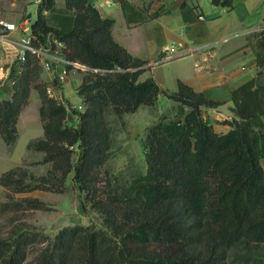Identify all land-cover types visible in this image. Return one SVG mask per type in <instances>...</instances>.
Segmentation results:
<instances>
[{
	"label": "trees",
	"instance_id": "obj_1",
	"mask_svg": "<svg viewBox=\"0 0 264 264\" xmlns=\"http://www.w3.org/2000/svg\"><path fill=\"white\" fill-rule=\"evenodd\" d=\"M54 1L41 0L37 6L30 23L33 44L43 43L51 32L65 42L67 59L107 70H86L76 88L85 106L71 110L77 123L69 125L67 102L49 96L47 84L38 80L42 66L37 55L27 51L23 63H11L13 90L0 99V135L8 147L15 143L19 112L36 87L43 135L26 146L42 151L40 161L51 165L45 174L29 175L28 181L26 170L16 165L1 172L0 184L13 191L59 192L72 172L85 199L103 213L105 228L62 226L34 255V264H219L231 253L241 264H262L257 256L264 254V29L254 43L256 75L232 88L234 115L224 120L230 128L219 132L202 110L221 101L180 79L174 91L160 88L151 76L139 80L147 61L113 38V17L103 15L90 0H64L65 11L54 13L58 24L53 25L43 10L53 12ZM118 1L128 23L170 9L160 4L147 14L148 4ZM211 2L232 6V0ZM160 93L178 102L177 113H162L146 126V169L116 188L111 175L101 170L111 145L104 111L111 107L117 114L131 112L154 103ZM21 200L28 207L44 206L37 197ZM35 236L18 230L0 238V264H24ZM151 242L176 248L153 255L146 250Z\"/></svg>",
	"mask_w": 264,
	"mask_h": 264
},
{
	"label": "crops",
	"instance_id": "obj_2",
	"mask_svg": "<svg viewBox=\"0 0 264 264\" xmlns=\"http://www.w3.org/2000/svg\"><path fill=\"white\" fill-rule=\"evenodd\" d=\"M90 1L103 15L114 18L113 38L133 56L147 61L139 80L151 76L160 88L168 91L176 90L179 79L184 81L195 90L202 91L207 98L221 101L216 106L203 107L202 116L216 131L225 132L230 128L224 120L234 115L231 90L256 75L254 43L257 33L264 29V0H232L231 7L213 4L211 0H185L184 5H179L182 0H153L150 3L148 0H129L136 6L148 2L150 9L160 4L170 8L134 23L127 22L118 0L102 6L98 5L102 0ZM28 3L29 0H0V15L16 24L14 29L0 25V99L10 97L13 90L8 78L9 67L16 59L21 37L28 32L18 23L28 25L32 21L30 12L27 13ZM199 13H203L205 19H199ZM170 46H175V51L171 57L163 58ZM79 69L72 67L61 83L52 80L54 73L45 69H42L41 77L47 84L55 86L63 100L82 105L81 95L76 90L82 80ZM31 94L32 89L28 99ZM36 99L38 113L40 100L38 96ZM38 118L23 128L16 122L18 136L11 149L0 136V174L25 157L30 139L43 135L39 114ZM74 119L77 120L76 114L68 109L66 121ZM262 120L264 123V113ZM34 152L39 157L43 155L42 151ZM261 163L264 168V156Z\"/></svg>",
	"mask_w": 264,
	"mask_h": 264
},
{
	"label": "rangeland",
	"instance_id": "obj_3",
	"mask_svg": "<svg viewBox=\"0 0 264 264\" xmlns=\"http://www.w3.org/2000/svg\"><path fill=\"white\" fill-rule=\"evenodd\" d=\"M151 1L153 0H148L149 3ZM148 2L146 4L149 6ZM37 5L38 3L35 0H29L27 5V13L30 12L32 20L36 17ZM54 5L53 12L44 9L43 14L50 24L57 25L58 22L54 13L65 11V3L64 0H55ZM154 8H148L146 13L152 12ZM79 70L82 71L83 77L86 71L81 68ZM53 79L55 78L52 77ZM38 80L46 83L41 77V73ZM31 89V97L21 107L16 120L21 128L26 123H33L34 118L39 119L36 96H38L40 102L41 97L36 87L32 86ZM64 102H67L70 111L72 109L83 110L85 106L83 104L79 108L77 104L68 100H64ZM177 105V101L160 93L154 103L140 104L136 110L131 112L117 114L111 107L105 109L104 116L110 129L111 145L109 157L102 165L101 170L103 172L107 171L111 175L112 186L118 188L125 185L137 173L145 171V149L143 147L145 128L162 113L175 116L178 110ZM67 123L75 125L77 120H68ZM26 151L25 157H22L16 165H21L26 170V181H28L30 180L29 175L39 176L45 174L51 164L50 162H41L42 157H39L34 152L35 150L27 148ZM71 176L72 172L65 179V189L59 192L39 188L13 191L10 187L0 184V238H7L18 230L36 233L35 240L27 246L28 255L24 264H34V255L62 226L84 224L94 228H105L103 213L85 199L84 192L78 189ZM23 197H37L43 201L44 206L38 208L28 207L21 200ZM14 202L20 203L14 204ZM175 248L176 245L174 244L151 242L147 245L146 250L153 255H164ZM257 257H260V263L264 264V254L260 253ZM241 261L242 259L239 256L234 257L231 253L219 264H241Z\"/></svg>",
	"mask_w": 264,
	"mask_h": 264
},
{
	"label": "built area",
	"instance_id": "obj_4",
	"mask_svg": "<svg viewBox=\"0 0 264 264\" xmlns=\"http://www.w3.org/2000/svg\"><path fill=\"white\" fill-rule=\"evenodd\" d=\"M36 1L38 3L41 2V0H36ZM112 2H113L112 0H102L101 2H98V5L100 6L106 4L108 5L111 4ZM198 18L205 19V15L203 13H199ZM25 22H27V19H25ZM18 24L23 28V30L28 29V32L24 36H22L20 40V46L16 55V60L18 63L20 64L23 63L26 59V52L32 51L39 58V62L42 66V69H45L46 71L49 72H53L54 77L58 83H61L65 80L66 76L69 73V70L72 67H80L82 70L85 71L88 69L96 70V71L107 70L104 68H91L78 61L67 59L64 54L66 48L65 42L57 38L51 32L47 33V38L43 43H40L39 45H34L32 42L34 35L31 33L30 24L29 23L28 25H20V23ZM0 25L5 27L6 29H14L16 26L14 22L5 20L1 15H0ZM174 51H175V46L167 47L163 55V58L171 57ZM112 69L114 68H111L110 70ZM12 82L13 81H11V83ZM46 92L49 96L55 98L56 100L64 102L61 94L58 93V91L56 90L53 84L46 85ZM78 107L80 108L81 105H78Z\"/></svg>",
	"mask_w": 264,
	"mask_h": 264
}]
</instances>
